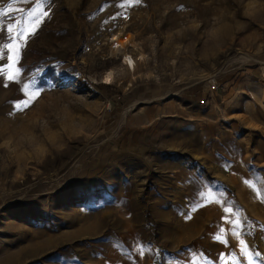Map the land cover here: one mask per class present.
<instances>
[{"label":"rangeland","instance_id":"obj_1","mask_svg":"<svg viewBox=\"0 0 264 264\" xmlns=\"http://www.w3.org/2000/svg\"><path fill=\"white\" fill-rule=\"evenodd\" d=\"M0 33V264H264V0H0Z\"/></svg>","mask_w":264,"mask_h":264},{"label":"snow or ice","instance_id":"obj_2","mask_svg":"<svg viewBox=\"0 0 264 264\" xmlns=\"http://www.w3.org/2000/svg\"><path fill=\"white\" fill-rule=\"evenodd\" d=\"M128 2H130V0H128ZM137 2H139V0H137ZM8 7L11 8V4H9ZM4 14L7 15V13H4ZM43 15H44V17L46 18V17H48V16L50 15V13H49V12H44ZM125 18H126V17H125ZM35 34H36L35 32H32V33L29 34V36H34ZM0 36H2V33H0ZM6 47H9V46L6 45ZM7 58H8L9 60H12V57H11V56H8ZM125 59H126L127 63L129 64V66L131 67V66L133 65V63H134L133 60H132V58H131V57H126ZM111 75H112L111 73H108V77H107V79H106V82H108V83L111 82ZM8 79L11 80L12 77L9 76ZM7 86H8V85H7V83H6V84H5V87H7ZM23 103H24V106H25V107H29V104H28L27 101H24ZM16 108H17L18 110H22V109H20V105H19V104L16 105ZM225 211L231 213V212H232V209H231V208H226ZM187 218L190 219L191 217L189 216V217H187ZM237 223H239V221H237ZM218 239H219V238H218ZM241 243H243V242H241ZM257 255H259V253H257Z\"/></svg>","mask_w":264,"mask_h":264},{"label":"bare ground","instance_id":"obj_3","mask_svg":"<svg viewBox=\"0 0 264 264\" xmlns=\"http://www.w3.org/2000/svg\"><path fill=\"white\" fill-rule=\"evenodd\" d=\"M131 41V36L130 35H127V40L124 42V41H121V44L124 45L126 42H130ZM126 57H130V56H126ZM132 58V57H131ZM133 65L131 66L132 68H134L135 66V61L133 59Z\"/></svg>","mask_w":264,"mask_h":264}]
</instances>
